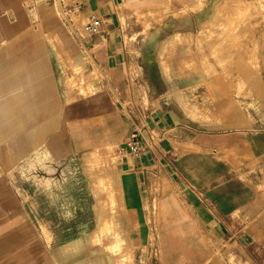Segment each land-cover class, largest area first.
Instances as JSON below:
<instances>
[{
	"label": "crops",
	"instance_id": "1",
	"mask_svg": "<svg viewBox=\"0 0 264 264\" xmlns=\"http://www.w3.org/2000/svg\"><path fill=\"white\" fill-rule=\"evenodd\" d=\"M49 1L0 0V264H115L131 248L138 259L141 246L150 255L156 248L157 264H228L224 252L264 264V129H181L143 96L153 86L141 52L125 39L136 13L172 8L195 19L193 10L206 0H85L81 13L102 26L96 35L85 34L83 25L74 34L88 61L84 95L76 88L67 95L70 78L64 80L74 73L76 55L57 44L60 60L54 53L49 37L58 32L44 27L55 22L40 12ZM91 74L96 79L87 84ZM133 131L148 144L139 157L122 150ZM108 146L119 155L111 193L124 251L103 252L102 241L98 253L85 242H47L12 175L30 163L40 166L43 155L48 170ZM5 186L10 195L1 197Z\"/></svg>",
	"mask_w": 264,
	"mask_h": 264
},
{
	"label": "rangeland",
	"instance_id": "2",
	"mask_svg": "<svg viewBox=\"0 0 264 264\" xmlns=\"http://www.w3.org/2000/svg\"><path fill=\"white\" fill-rule=\"evenodd\" d=\"M48 3L40 12L46 22H55L44 27L49 33L54 29L58 32L55 38L49 37L54 53L59 60L58 48L73 49L76 55L71 66L74 73L64 80L70 78L66 82L67 95L73 88L84 95L82 64L88 61L74 34L88 20L81 12L67 13L60 0ZM193 11L195 19L184 10L172 8L135 14L136 26L125 39L141 52L143 58L139 60L153 86L149 91L142 90L143 96L151 97L155 107L168 113L181 129H264V0H206ZM95 79L91 74L86 83ZM91 156L95 163L88 166L86 158ZM46 158L43 155L38 160L40 166L30 163L17 170L20 175H12L18 198L30 205V215L36 218L33 220L46 241L85 242L91 253H98L102 241L107 243L103 252L119 255L111 251L112 240L125 243L117 228L120 213H115L116 195L111 193L119 159L117 148L92 150L48 170L42 166ZM5 187L1 197L10 195ZM56 197L67 199L73 213L51 210L46 199ZM13 204L19 207L16 200ZM109 204L112 213L105 210ZM155 204L150 201L151 213H155ZM139 250L137 259L131 248L128 262L126 258L124 263L147 264L148 247L141 246ZM220 250L221 247L217 249ZM224 257L228 264H248L226 252Z\"/></svg>",
	"mask_w": 264,
	"mask_h": 264
},
{
	"label": "built area",
	"instance_id": "3",
	"mask_svg": "<svg viewBox=\"0 0 264 264\" xmlns=\"http://www.w3.org/2000/svg\"><path fill=\"white\" fill-rule=\"evenodd\" d=\"M60 3L63 5V7H64L65 11H67V13H72V14H75L77 12H81L85 6V0H60ZM101 26H102V23L98 18H90L89 21L82 26V29H83V32L87 35H96L99 33ZM151 140H152V138L149 137V141H151ZM147 146H148V144H147L146 140H144V141L142 140L140 131H133L130 134L128 140L125 142L122 150L125 154L135 156V157H139V156L144 155L145 147H147ZM54 196H57V195H54ZM198 199L202 203H204L206 206L208 205L207 201L204 200L202 197L198 196ZM51 200L48 201V199H46V203H47V205L49 204L51 206V210H53V209L59 210L60 213H69V212L73 213V211L71 210V207L68 206L67 199H62L61 197H56L55 199H51ZM85 201L86 200H83V202H85ZM23 206H24V209L26 210L27 213H29V214L33 213L32 210L30 209L29 204H27L26 202H23ZM31 217H32V219H34L36 221V218L33 215ZM150 257L153 260L152 264H157V250H156V248L152 247Z\"/></svg>",
	"mask_w": 264,
	"mask_h": 264
},
{
	"label": "bare ground",
	"instance_id": "4",
	"mask_svg": "<svg viewBox=\"0 0 264 264\" xmlns=\"http://www.w3.org/2000/svg\"><path fill=\"white\" fill-rule=\"evenodd\" d=\"M256 2V1H255ZM239 7V6H238ZM247 7V6H246ZM262 7V6H261ZM232 9V8H231ZM239 9V8H238ZM250 9V8H249ZM254 9V8H253ZM233 10V9H232ZM235 10V9H234ZM233 10V11H234ZM240 10V9H239ZM243 11V10H242ZM240 12V11H239ZM236 14H237V11L235 12ZM234 13V14H235ZM239 14V13H238ZM230 15H231V13H230ZM240 15V14H239ZM234 16V15H233ZM241 16V15H240ZM238 17V16H237ZM235 19H236V17H234ZM239 21V20H238ZM237 21V22H238ZM242 21V20H241ZM243 23V22H242ZM237 24V23H236ZM239 34V33H238ZM231 39V38H230ZM233 40V39H232ZM239 43V42H238ZM94 157V156H93ZM92 156L91 157H87L86 158V163H87V165L88 166H91L93 163H95V159L93 158ZM113 242L111 243V251L112 250H115V251H118V252H120V254L123 252V245H125L121 240H119V239H115V240H112ZM130 254V253H129ZM128 255V254H127ZM126 255L124 254V255H122V257H121V259L119 260V261H117V262H114L115 264H125L126 263V261H125V263H124V259H126ZM128 257H127V262H128ZM131 259V258H130ZM131 261V260H130ZM127 264V263H126Z\"/></svg>",
	"mask_w": 264,
	"mask_h": 264
}]
</instances>
